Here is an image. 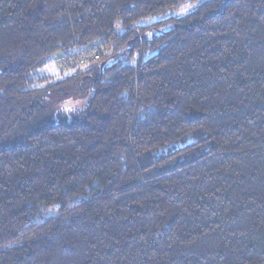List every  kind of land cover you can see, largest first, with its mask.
I'll return each instance as SVG.
<instances>
[{
    "label": "trees",
    "instance_id": "trees-1",
    "mask_svg": "<svg viewBox=\"0 0 264 264\" xmlns=\"http://www.w3.org/2000/svg\"><path fill=\"white\" fill-rule=\"evenodd\" d=\"M185 1L0 0V264H264V0Z\"/></svg>",
    "mask_w": 264,
    "mask_h": 264
},
{
    "label": "rangeland",
    "instance_id": "rangeland-1",
    "mask_svg": "<svg viewBox=\"0 0 264 264\" xmlns=\"http://www.w3.org/2000/svg\"><path fill=\"white\" fill-rule=\"evenodd\" d=\"M203 0H186L185 3L183 5H181L179 8L174 9V10H170L168 11L164 16H148V17H144L141 18L137 24L138 25H150L155 23L156 21L162 20L163 18L167 17V16H174V17H179L183 14H185L186 12L190 11L193 7H195L197 5V3L201 2ZM168 28H170V24H164L162 23L160 26H153V30H148L146 32V35L150 36L152 33L158 34L162 31L167 30ZM136 35H137V39L138 40H142V35L140 32V29L138 26H135L134 30H133ZM140 48H142L140 46ZM112 62H114V60H111ZM54 71H57L56 67H49L47 68L46 72L52 73ZM61 73H64L61 70H58ZM56 212V207H49L47 209H43L42 210V216L46 217V216H50L52 214H54Z\"/></svg>",
    "mask_w": 264,
    "mask_h": 264
},
{
    "label": "built area",
    "instance_id": "built-area-1",
    "mask_svg": "<svg viewBox=\"0 0 264 264\" xmlns=\"http://www.w3.org/2000/svg\"><path fill=\"white\" fill-rule=\"evenodd\" d=\"M105 48L101 44H92L84 49H76L65 54H59L54 59V65L58 70L66 71L73 66H85L100 58Z\"/></svg>",
    "mask_w": 264,
    "mask_h": 264
}]
</instances>
